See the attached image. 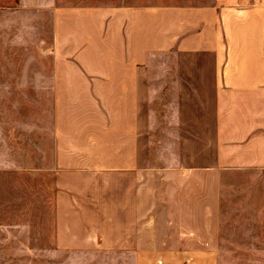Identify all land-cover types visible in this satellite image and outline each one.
Masks as SVG:
<instances>
[{
  "label": "crops",
  "instance_id": "obj_1",
  "mask_svg": "<svg viewBox=\"0 0 264 264\" xmlns=\"http://www.w3.org/2000/svg\"><path fill=\"white\" fill-rule=\"evenodd\" d=\"M42 3L48 192L29 232L51 252L122 253L126 264L225 263L219 250L264 216V0ZM167 65L172 149L155 160V78ZM7 144L0 134V169L17 156ZM237 175L261 178L263 192L230 191ZM240 235L239 248L262 250Z\"/></svg>",
  "mask_w": 264,
  "mask_h": 264
},
{
  "label": "rangeland",
  "instance_id": "obj_2",
  "mask_svg": "<svg viewBox=\"0 0 264 264\" xmlns=\"http://www.w3.org/2000/svg\"><path fill=\"white\" fill-rule=\"evenodd\" d=\"M56 1L80 4L121 3L125 0ZM46 7L42 0H0V134L6 139L8 148L18 150L17 156L8 155L6 167L0 169V264H126L127 256L122 253L98 251L80 255L76 252H51L41 247L43 242L37 235L29 232L30 228L38 225L37 205L41 201V192L44 195L48 192L45 191L47 175L43 149L46 148L51 122L47 80L51 40L49 10ZM167 68L165 66L159 73L157 67L155 78L160 86L154 101L159 117L152 137L155 160L160 156L159 151L172 149L173 138L165 135V131L162 133L169 120L161 118L164 112L171 114L172 75L171 68L168 65ZM32 158L38 159V163ZM182 177L185 175L182 174ZM230 177L239 178L244 183L230 191L246 194L258 190L263 192L261 178L245 175ZM210 179L205 175L198 176L199 192L207 191L206 184ZM244 179H247L246 183ZM219 191H224V188ZM244 221L249 230L258 232L235 234L237 239L229 244H234L233 247L219 250L225 258V263L220 264H264V246L262 250H257L237 245L240 241L238 235L244 237L243 241L247 243L251 240L264 245V216H248ZM47 223L49 225V221L45 226ZM239 243L243 244L242 241Z\"/></svg>",
  "mask_w": 264,
  "mask_h": 264
}]
</instances>
